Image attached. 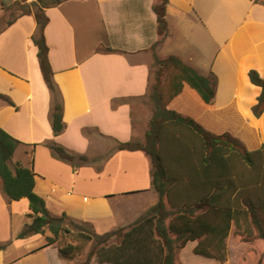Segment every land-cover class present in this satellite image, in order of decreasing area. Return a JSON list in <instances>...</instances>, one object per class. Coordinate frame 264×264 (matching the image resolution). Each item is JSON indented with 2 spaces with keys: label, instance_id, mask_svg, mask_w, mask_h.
I'll return each mask as SVG.
<instances>
[{
  "label": "crops",
  "instance_id": "1",
  "mask_svg": "<svg viewBox=\"0 0 264 264\" xmlns=\"http://www.w3.org/2000/svg\"><path fill=\"white\" fill-rule=\"evenodd\" d=\"M220 1L224 13L240 9L241 16L207 60L195 63V47L206 50L205 41L195 45V18L214 39L212 0H168V33L155 52L161 58L175 55L203 75L213 72L217 78L214 107L236 110L241 122L255 129L263 143L264 110L259 117L251 111L260 88L249 81L247 73L254 69L264 78V3ZM153 2L64 0L47 7L44 36L55 87L51 91L31 41L34 16L9 17V9L0 0V95L7 98L0 97V127L20 141L11 163L34 170L33 190L51 214L64 213L75 222L91 225L99 235L132 223L158 199L148 156L139 150L115 149L117 141L142 139L152 113L138 111L133 116L131 102L150 104L151 46L159 39ZM105 47L112 50L105 51ZM57 101L62 103L64 128L54 135L51 113ZM169 106L195 118L194 104L183 95ZM93 133L101 142L98 146L92 144ZM52 142L87 156L88 161L73 168L53 153ZM140 195L148 197V202L135 215L126 199ZM28 212L27 199L9 200L0 180V244H5L0 249V264H76V259L61 257L55 243L44 245L49 234L15 237L30 222ZM195 244L188 241L179 249L178 264H195L193 252L184 254ZM197 256L198 264H223ZM89 264L105 263L92 258Z\"/></svg>",
  "mask_w": 264,
  "mask_h": 264
},
{
  "label": "trees",
  "instance_id": "2",
  "mask_svg": "<svg viewBox=\"0 0 264 264\" xmlns=\"http://www.w3.org/2000/svg\"><path fill=\"white\" fill-rule=\"evenodd\" d=\"M62 1L1 0L6 9L16 5L18 15L34 16L36 29L31 41L37 49L42 77L51 91L55 87L44 36L48 20L45 9ZM167 2L154 0L152 4L159 39L151 46L157 66L149 89L151 116L142 139L117 141L115 146L117 150H139L148 156L157 201L129 225L102 235L64 213L53 215L33 190L34 170L19 162L11 163L20 141L0 127L2 191L9 200L28 201L30 222L23 225L16 238L43 234L46 228L49 235L45 236L44 245L55 243L59 255L66 259H74L84 244L91 243L85 259L78 264H89L92 256L105 264H178L177 252L188 241H196L194 254L223 262L225 239L231 230L245 241L264 239V142L249 148L236 128L213 131L202 125L198 117L169 106L175 97L183 95L194 104V109L195 104L203 110L214 108L217 78L213 72L201 74L175 55H156V46L168 33ZM10 22L8 19L7 23ZM247 74L249 81L260 88L251 107L252 114L259 117L264 110V78L254 69ZM63 128L62 103L57 101L52 107L51 129L56 135ZM84 132L88 134L89 130ZM49 148L73 168L88 161L87 156L70 153L55 142ZM4 247L0 244V249Z\"/></svg>",
  "mask_w": 264,
  "mask_h": 264
},
{
  "label": "rangeland",
  "instance_id": "3",
  "mask_svg": "<svg viewBox=\"0 0 264 264\" xmlns=\"http://www.w3.org/2000/svg\"><path fill=\"white\" fill-rule=\"evenodd\" d=\"M257 1L264 2V0H257ZM210 5H211V8L215 10L213 12V17L216 23L212 24V29L214 31V39H212L211 37H208L206 29L201 25V22H199L198 19L195 18V43H196L195 45L204 44V41H205V46H206L205 51L203 49L199 50L195 47V58L197 59L195 60V63L198 62L199 64L202 60L209 58V56H212L215 53V51L219 47V44L226 37H228L229 34L233 31V29L237 26L240 20V16H241L240 15L241 13H239L240 9L236 10L234 13L232 12L224 13L225 10L222 11L223 5L220 0H212ZM8 9H9V17L15 16L16 14L19 13L16 5L11 6ZM163 51H165V48L163 49ZM150 64H151V84H152L154 73L157 69V66L154 63L153 53L150 59ZM143 102L145 101L133 100L131 102L132 107H133V116L136 115L138 111H140L141 113H146L147 110L152 111L151 100H150V104H147V102H145L146 104H144ZM234 111L236 110L234 109L217 110L215 107L209 110H203L202 108L198 107L195 104V116L199 118V121L205 127L211 128L213 129V131L214 130H218V131L227 130L230 128L231 129L233 128L234 130V128H236L237 130H239L240 134H243V135H240V137L243 138L241 140L243 141L244 144L248 145L249 148H254V147L259 146L260 140H259L257 131L245 125L243 122H241V118ZM148 114L149 112H147L146 116ZM92 142H93L92 144H96V146H98V144L101 143L96 133H93ZM109 144L105 146L107 147L109 146ZM147 198L148 197L144 198L141 195L130 197L126 199V203L128 204L130 208L132 209L134 208V211H136L135 215H137L138 213L142 212L143 207L147 205V202H148ZM76 223L82 224L83 226L89 229H93L92 226L89 224L82 223V222H76ZM71 226L75 229L73 225ZM43 234L44 235L49 234V231L45 228ZM112 240L113 239H111L110 241ZM62 241L63 239L59 240L58 242L62 243ZM225 244H226L225 261H223V264H260V262L264 260V239L254 238V239L245 241L241 239L239 236L235 235L233 231L231 230L228 237L225 239ZM90 247H91V243H86L83 245V249L80 252V254H78L74 258L76 259V264H78L80 261L85 259ZM184 254H186L187 256L194 255L192 251H187V250L185 251ZM196 257L198 256L195 254V264H198V262L196 261ZM92 258H95V257L92 256L90 260ZM215 261H218V260H215Z\"/></svg>",
  "mask_w": 264,
  "mask_h": 264
}]
</instances>
